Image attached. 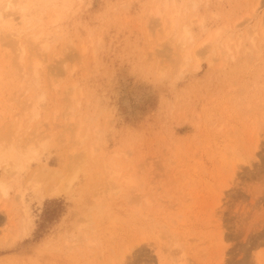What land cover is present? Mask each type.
I'll return each instance as SVG.
<instances>
[{"label":"rangeland","instance_id":"374dc122","mask_svg":"<svg viewBox=\"0 0 264 264\" xmlns=\"http://www.w3.org/2000/svg\"><path fill=\"white\" fill-rule=\"evenodd\" d=\"M164 1L29 0L22 23L16 16L0 25V126L20 113L21 101L42 94L26 138L45 142L40 163L6 176L0 264H110L124 244L131 249L121 264H264V43L260 34L253 48L238 38L263 18L264 0H173L183 5L182 23L192 20L194 58L184 67L178 41L163 39L164 19L147 16ZM17 30L26 64V34L49 45L37 48L40 69L29 91L9 46ZM216 30L221 45L233 38L230 52L200 53ZM92 143L97 161L118 165V189L102 184L97 163L82 165ZM235 154L249 161L231 172ZM44 164L63 168L72 182L40 202L28 179ZM92 181L100 185L84 190ZM93 195L108 208L95 233L99 247L88 248L70 236L84 225ZM24 215L33 227L14 241Z\"/></svg>","mask_w":264,"mask_h":264},{"label":"bare ground","instance_id":"6f19581e","mask_svg":"<svg viewBox=\"0 0 264 264\" xmlns=\"http://www.w3.org/2000/svg\"><path fill=\"white\" fill-rule=\"evenodd\" d=\"M0 2L2 4V7L0 8V25L7 21H11V22L14 21L16 19L15 18L16 16L22 17L20 18V23L24 21L22 13H24L27 10L29 6V0H0ZM181 5L182 3L180 5H177L173 0L171 2H168L166 0L161 3V6L155 5L152 8L149 7L150 9L147 12V16H157L159 19H164L163 21L164 27L162 30L163 39L172 38L178 41L176 47L177 57H178L179 65H181V67H184L188 64L189 61H191L194 58L192 51L194 45V37L192 36V33L189 30L192 20L187 21V23H182ZM195 5L196 4L193 3V7H195ZM8 9H14L13 13L12 14L5 13V11ZM256 10L257 8L255 9V11ZM263 18L260 19L254 25L253 28L251 29L248 28V30H246L243 34L244 37L240 35L238 36V38H240L241 40L243 38L247 39L250 42L249 44L251 48L255 47V40L258 34L261 35V41L259 44L262 46L264 43ZM198 22L201 24L202 19H200V21ZM23 33L24 30H17L16 32L11 33L10 36L14 38V41H12V44L9 46L13 47L14 54L12 60L16 61L18 73H24L23 77H28L26 80L28 87L26 90H28L30 86L36 84L35 78L37 77L38 71L40 69V62L37 60V57L40 54L38 53L37 48L40 47V49L42 50H47L49 45L47 44V42H44L42 38L35 32L32 33L30 36L29 33L26 34L25 35V38L27 37L26 40H30L31 43H34V45L32 46L31 43L29 42V51L31 52V54L29 58V63L26 64L24 59L26 45L24 44V42H22ZM220 35H221L220 30H216L213 34L207 35L206 38L200 44L201 46L199 49L200 53H202V51H218L223 56L226 53H229L230 52L228 48L229 43L233 42L234 40L229 36L227 38L228 39L227 43L225 45L222 44L223 45L222 46L219 43ZM6 43L7 45L9 44V42ZM1 47L3 48V44L0 40V48ZM248 50H250V48ZM199 51L197 53H199ZM11 56H12L11 54H8L7 58H10ZM0 57H6V53L5 54L0 53ZM197 58L199 57L195 58L194 64L192 66V68L195 70H197L200 67V63H199L200 59L198 60ZM25 72L27 73V76ZM42 99H43L42 94L40 95L31 94L29 96V99H26L23 102L21 101L19 107L21 110L20 113L15 114L7 123L5 122L3 125L0 126V169L2 170V173H5V178L3 176L0 178L1 198L3 197L4 199L6 198L8 194L7 191L9 190V185L11 184L10 181L11 179L6 178L7 174L11 175L12 177H15L21 171H29L33 162L40 163V158L37 153V147L45 146V142L43 139L34 140V139H29V137L26 138L27 136L26 130L29 128L26 127V123L28 119L30 120L31 117L37 115V106L40 102H42ZM80 125L81 124H79L78 130L81 127ZM81 139L83 142V138ZM35 141L38 142L39 144L36 145ZM252 145L253 148L252 149L250 148V150L248 149L250 154L253 152L254 149L257 148L258 146L257 141L255 140ZM88 148H89L88 151L85 153L86 156L83 159L82 165L84 166V168L93 166L97 163L99 167V175L101 176L100 180L101 181L103 180L102 184L107 185L109 191H112L113 189H118L119 184L117 183V181L119 180L118 178L119 170H118V165L115 163L114 159L107 158L106 160L102 159L101 161H97L93 157L94 143H92ZM237 152L239 151L237 150ZM244 152L246 154H249L246 151ZM237 154L233 155L234 156L233 163L229 164V166H231L230 169L231 172L237 166L236 163L240 161L241 162L249 161L248 159L246 160V157L242 158L244 154H241L243 155L242 157ZM113 155H116V153H114ZM252 155H249V158ZM122 177L123 176H121V178ZM126 177H129V175H127ZM130 177L122 178L125 181V184L132 183L131 182L132 178ZM28 182H31L40 202H42V200H44L47 197H56L59 196L60 194L66 193L67 186L72 182V175L67 173V171L64 170L63 168L51 167L49 165L44 164L41 165L39 168L37 167V169L31 172L30 181L28 179ZM98 185L100 184L92 181L91 183L89 184L87 183L85 185L84 190L94 188ZM93 197L95 196L93 195ZM104 202L105 201L101 196H97L95 197L93 202L88 203V206L86 208L87 211L83 214L85 218L84 225L80 229L79 228L75 229V232L77 234L76 236L72 235L70 237H76L82 243V245L88 248H92L95 246L99 247L98 245L99 239L95 237V233L97 232V226L99 225V220L101 219V218L99 219V217L101 216L102 213L104 214L105 209L108 208V205L105 204ZM32 227L33 224L31 223V220L24 215L23 219L19 222L18 227L16 228V231L13 235L14 241L25 238L30 233ZM70 242H68V240L65 239V244H68ZM41 243L37 245V249H39L41 246L46 245V243H42V244ZM130 249L131 246L127 248L125 244L122 245L118 253H114L113 256L111 255L108 256V258L111 259L110 264H121L125 262V258L127 254L130 253ZM88 250L90 251L91 249Z\"/></svg>","mask_w":264,"mask_h":264}]
</instances>
